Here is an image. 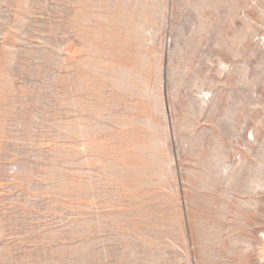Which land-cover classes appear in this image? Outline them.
<instances>
[{
  "label": "rangeland",
  "instance_id": "obj_1",
  "mask_svg": "<svg viewBox=\"0 0 264 264\" xmlns=\"http://www.w3.org/2000/svg\"><path fill=\"white\" fill-rule=\"evenodd\" d=\"M0 264H264V0H0Z\"/></svg>",
  "mask_w": 264,
  "mask_h": 264
}]
</instances>
